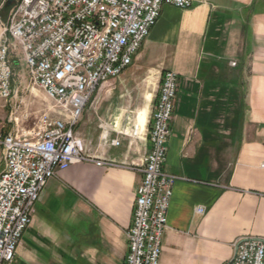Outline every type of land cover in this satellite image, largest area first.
Masks as SVG:
<instances>
[{
    "label": "crops",
    "instance_id": "0c3cea01",
    "mask_svg": "<svg viewBox=\"0 0 264 264\" xmlns=\"http://www.w3.org/2000/svg\"><path fill=\"white\" fill-rule=\"evenodd\" d=\"M15 1L0 0V34ZM168 69L179 87L164 169L183 179L160 264H227L236 240L264 238V0H194L164 5L133 63L84 109L76 127L84 148L119 164L75 161L57 171L13 264H125L149 142L116 131L134 122L146 132L157 92L134 109L123 90L140 74L158 85Z\"/></svg>",
    "mask_w": 264,
    "mask_h": 264
},
{
    "label": "built area",
    "instance_id": "2783aa9c",
    "mask_svg": "<svg viewBox=\"0 0 264 264\" xmlns=\"http://www.w3.org/2000/svg\"><path fill=\"white\" fill-rule=\"evenodd\" d=\"M193 4L194 0L15 1L0 36V99L14 95L12 39L32 83L55 101L57 109L42 113L29 137L15 127H0V264H13L41 192L57 171L75 161L119 164L84 148L76 134L84 109L103 84L133 63L164 5L187 9ZM178 87L177 72L165 70L146 132L134 122L129 132L116 131L149 142L139 167L142 181L127 230L125 264H160L174 185L183 179L164 169ZM17 119L13 117L14 124ZM233 246L227 264H264L263 237L245 236Z\"/></svg>",
    "mask_w": 264,
    "mask_h": 264
},
{
    "label": "rangeland",
    "instance_id": "374dc122",
    "mask_svg": "<svg viewBox=\"0 0 264 264\" xmlns=\"http://www.w3.org/2000/svg\"><path fill=\"white\" fill-rule=\"evenodd\" d=\"M8 18L3 23L1 34L9 21ZM10 43L15 50L13 52L11 49L12 54L10 52L14 70V95L8 100L0 99V127L4 126L7 129L15 127L23 137H29L36 129L39 116L57 109V106L42 88L32 83L29 68L23 60L19 59L21 56L19 48L12 39ZM123 91L126 93L123 104L126 105L128 100L132 101V107L137 109L144 103L145 96L150 92L158 91V85L155 77L140 74L128 84L127 91L125 89ZM14 110H17L16 113L13 112ZM13 117L18 118L15 124Z\"/></svg>",
    "mask_w": 264,
    "mask_h": 264
},
{
    "label": "bare ground",
    "instance_id": "6f19581e",
    "mask_svg": "<svg viewBox=\"0 0 264 264\" xmlns=\"http://www.w3.org/2000/svg\"><path fill=\"white\" fill-rule=\"evenodd\" d=\"M138 120V119H137ZM138 124H139V122H138ZM140 125V124H139Z\"/></svg>",
    "mask_w": 264,
    "mask_h": 264
}]
</instances>
